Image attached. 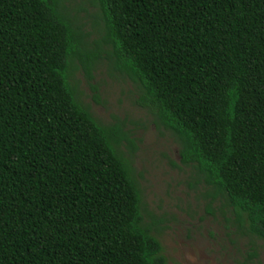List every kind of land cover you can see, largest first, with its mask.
I'll use <instances>...</instances> for the list:
<instances>
[{
	"label": "trees",
	"instance_id": "obj_1",
	"mask_svg": "<svg viewBox=\"0 0 264 264\" xmlns=\"http://www.w3.org/2000/svg\"><path fill=\"white\" fill-rule=\"evenodd\" d=\"M66 1L0 0V264L165 263L134 141L78 97L102 55L264 240V0H90L92 42Z\"/></svg>",
	"mask_w": 264,
	"mask_h": 264
},
{
	"label": "rangeland",
	"instance_id": "obj_2",
	"mask_svg": "<svg viewBox=\"0 0 264 264\" xmlns=\"http://www.w3.org/2000/svg\"><path fill=\"white\" fill-rule=\"evenodd\" d=\"M66 3L89 33L86 40L99 38L92 27L98 7L90 0ZM77 65L79 99L101 123H122L136 145L131 159L146 209L144 220L150 222L148 212L162 219L152 233L162 245L164 264H264V240L238 230L234 215L221 201L209 203L204 195L207 186L193 184V169L179 163L175 136L155 123L151 110L139 100L137 85L114 69L105 55L94 64L92 79Z\"/></svg>",
	"mask_w": 264,
	"mask_h": 264
}]
</instances>
